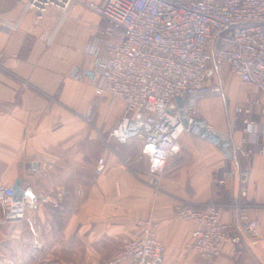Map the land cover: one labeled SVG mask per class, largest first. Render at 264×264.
<instances>
[{"label": "crops", "instance_id": "0c3cea01", "mask_svg": "<svg viewBox=\"0 0 264 264\" xmlns=\"http://www.w3.org/2000/svg\"><path fill=\"white\" fill-rule=\"evenodd\" d=\"M26 1L0 0V14L18 21L10 32L0 27V183L12 186L20 179L21 186L29 183L40 195L66 192L57 204L41 201L33 226L26 219L0 222V264H103L125 241L139 237L140 222L149 219L165 245L158 264H264V155L258 152L264 139L243 143L254 150L249 157L233 151L230 158L209 140L184 133L154 190L141 141L122 143L108 136L124 102L111 104L107 95L97 96L87 73L70 76L74 64L89 63L86 44L104 37L106 21L74 4L66 12L49 7L36 23L34 11H24ZM211 75L223 93L199 99L203 117L239 144L244 114L235 113V106L246 98L259 100L250 104L248 117L264 127V94L257 86L225 87L217 73ZM224 116L226 122H220ZM99 157L104 159L101 171ZM122 157L131 159L128 168ZM43 163L50 167L44 170ZM229 170L234 176L218 182ZM241 172L248 173L245 182ZM243 190L255 227L240 231L236 210L222 207L221 217L240 240L227 241L217 257L204 263L187 246L197 224L178 219L174 204L236 198Z\"/></svg>", "mask_w": 264, "mask_h": 264}, {"label": "built area", "instance_id": "2783aa9c", "mask_svg": "<svg viewBox=\"0 0 264 264\" xmlns=\"http://www.w3.org/2000/svg\"><path fill=\"white\" fill-rule=\"evenodd\" d=\"M74 4L98 14L107 26L104 37H94L86 44L89 63L74 64L70 76L79 79L89 71V83L97 96L107 95L111 104L118 99L124 102L108 136L122 143L141 141L148 183L154 190L159 188L167 158L180 149L184 133L209 140L226 157L231 158L233 151L243 157L253 154V148L243 143L264 139V127L245 116V135L241 143L232 144L227 134L201 115L199 99L222 95L223 89L211 79V73L214 67L223 66L242 84L257 86L264 94V0H27L24 11H34L37 23L47 8L66 12ZM17 24L0 14V27L6 31ZM252 103L259 104V100L246 98L235 106V112L249 114ZM260 111L264 113V107ZM84 119L90 120L88 116ZM258 152L264 155V142ZM120 161L128 168L131 159L122 157ZM42 167L46 170L50 164ZM103 167L104 159L99 157L97 170ZM247 174L241 172L242 182ZM233 176L234 171H226L218 182ZM21 187L23 193L17 196L11 185L0 183V222L26 219L33 226L41 201L57 204L66 192L63 188L40 195L29 183ZM240 195L205 203L180 199L174 204L178 219L197 224L187 246L204 263L217 257L227 241L240 240L239 234L231 235V225L221 217L222 207L236 210L240 231L255 227L249 202L242 199L245 191ZM140 224L141 235L125 241L103 264L159 263L165 245L154 235L156 223L149 219Z\"/></svg>", "mask_w": 264, "mask_h": 264}, {"label": "rangeland", "instance_id": "374dc122", "mask_svg": "<svg viewBox=\"0 0 264 264\" xmlns=\"http://www.w3.org/2000/svg\"><path fill=\"white\" fill-rule=\"evenodd\" d=\"M212 73H217V77L216 78H219L220 80L222 79V82L225 84V87H232L233 89H239V88H245L246 86H244V84H242L232 73H230V71L228 70L227 67H219V68H216L214 67L213 68V72ZM212 76V75H211ZM212 78V77H211ZM213 79V78H212ZM233 79L235 80V82H233ZM232 80V81H230ZM248 87H251V86H248ZM235 103H237V101H235L233 103V106L235 105ZM223 104V103H221ZM259 104H260V101H259ZM238 105V104H237ZM254 105H258V104H254ZM261 107H264V103L261 104ZM214 110V109H213ZM201 111V109H200ZM261 112V111H260ZM236 113V112H235ZM251 113V112H250ZM249 113V114H250ZM262 113V112H261ZM249 114L247 115H244V117H248ZM201 115L203 116L202 114V111H201ZM243 117V118H244ZM250 118V117H248ZM251 119V118H250ZM220 122H226V116H224L223 118L219 119ZM253 120V119H252ZM243 122V121H242ZM212 123V122H211ZM210 123V124H211ZM213 124V123H212ZM211 124V125H212ZM244 126V125H243Z\"/></svg>", "mask_w": 264, "mask_h": 264}, {"label": "water", "instance_id": "95a60500", "mask_svg": "<svg viewBox=\"0 0 264 264\" xmlns=\"http://www.w3.org/2000/svg\"><path fill=\"white\" fill-rule=\"evenodd\" d=\"M87 74L90 75L91 73L88 71ZM184 99H185V101H186V97H185ZM176 100H177L178 104H181V99H180L179 97H177ZM12 187L14 188V190H15V194H16L17 196H19L20 194L23 193V189H22V187H21V181H20V179H16V180L13 182Z\"/></svg>", "mask_w": 264, "mask_h": 264}]
</instances>
